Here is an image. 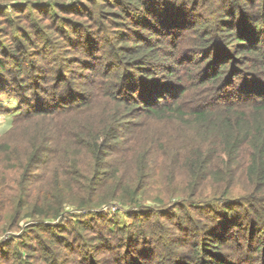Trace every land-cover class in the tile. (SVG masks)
I'll return each instance as SVG.
<instances>
[{
    "label": "trees",
    "instance_id": "obj_1",
    "mask_svg": "<svg viewBox=\"0 0 264 264\" xmlns=\"http://www.w3.org/2000/svg\"><path fill=\"white\" fill-rule=\"evenodd\" d=\"M48 1L0 0V264H264V0Z\"/></svg>",
    "mask_w": 264,
    "mask_h": 264
},
{
    "label": "rangeland",
    "instance_id": "obj_2",
    "mask_svg": "<svg viewBox=\"0 0 264 264\" xmlns=\"http://www.w3.org/2000/svg\"><path fill=\"white\" fill-rule=\"evenodd\" d=\"M45 2L48 3L49 1L45 0ZM20 107L21 106L18 100L15 97H12L9 92L0 93V137L1 135L5 134L10 130L13 119L18 116V114L21 112ZM160 136L161 135H158L156 139L160 138ZM120 182H123V179H121ZM160 187L162 186L160 185ZM155 195L156 194H152L151 199L147 200L148 204H153L152 199H156L157 197ZM110 211V214L113 215L114 219H119L120 221H122L123 219L125 221L124 226H126L127 214L125 213V211H123V209H119V207H114L106 212ZM82 220H86V217L83 216ZM10 238L11 236L7 234L4 237L0 238V242H4Z\"/></svg>",
    "mask_w": 264,
    "mask_h": 264
}]
</instances>
